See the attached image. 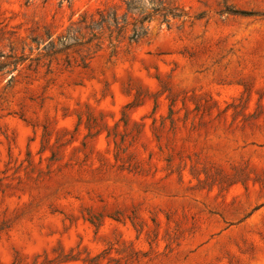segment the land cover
<instances>
[{"label":"rangeland","instance_id":"obj_1","mask_svg":"<svg viewBox=\"0 0 264 264\" xmlns=\"http://www.w3.org/2000/svg\"><path fill=\"white\" fill-rule=\"evenodd\" d=\"M125 1L0 0V264H264V0Z\"/></svg>","mask_w":264,"mask_h":264},{"label":"trees","instance_id":"obj_2","mask_svg":"<svg viewBox=\"0 0 264 264\" xmlns=\"http://www.w3.org/2000/svg\"><path fill=\"white\" fill-rule=\"evenodd\" d=\"M138 3L136 0H126L125 4H126V8L128 10H135L138 7ZM151 12L152 14H156V13H160L162 15V17L164 18L166 15L171 14V15H177L176 13H174L171 9L162 7L160 5L157 6H153L151 7ZM148 17V14H143L141 16H139L136 19V23L134 24V27L132 28V33L129 35V39L130 40H136L141 34L144 33V30L141 27V23H143V21Z\"/></svg>","mask_w":264,"mask_h":264}]
</instances>
